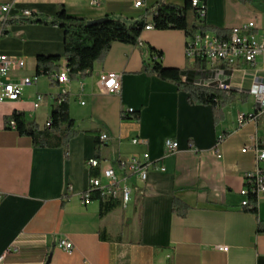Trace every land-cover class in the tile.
<instances>
[{
    "label": "crops",
    "instance_id": "obj_1",
    "mask_svg": "<svg viewBox=\"0 0 264 264\" xmlns=\"http://www.w3.org/2000/svg\"><path fill=\"white\" fill-rule=\"evenodd\" d=\"M201 1L206 7L202 24L213 34L224 30L228 35L256 16L264 25V0ZM161 2L183 5L185 0H0L11 7L0 54L25 62L12 69L10 80L35 78L38 55L59 54L61 66L66 62L63 30L20 22L24 10L53 17L63 5L86 20L111 17L129 23L149 16ZM141 41L114 42L85 78L60 85L47 75L36 77L20 99L0 102V264H264V233L258 232L264 201L253 213L242 206L240 194L246 174L257 164L254 151L243 149L256 138L264 148V111L243 127L237 122L239 113L259 109L251 90L256 80H264V54L255 65L243 64L227 74L223 66L212 69L189 61L184 31L145 29ZM150 46L162 51L165 66L193 71L199 85L225 93L230 98L225 120L216 125L211 105L194 104L176 85L143 72ZM103 72L121 74L119 93L104 91ZM212 74L229 77L232 88L204 85ZM63 92L79 131L68 155L63 148L34 147L30 137L7 126L17 111L45 127ZM38 94L44 101L35 108ZM129 108L139 117H123ZM93 131L108 135L99 153L103 165L148 152L156 167H165L151 168L145 183L132 177L131 201L104 217L99 200L85 203L82 198L94 175L87 160L97 158ZM134 137L147 143L133 144ZM167 139L179 143L177 151L166 150ZM217 144L221 158L214 153ZM175 199L190 207L185 217L173 211ZM62 239L71 241L73 249L59 248Z\"/></svg>",
    "mask_w": 264,
    "mask_h": 264
},
{
    "label": "trees",
    "instance_id": "obj_2",
    "mask_svg": "<svg viewBox=\"0 0 264 264\" xmlns=\"http://www.w3.org/2000/svg\"><path fill=\"white\" fill-rule=\"evenodd\" d=\"M191 15L193 20L190 22L189 16ZM198 20L201 21V24L204 22V18L200 17L199 8L193 6L191 0H185L183 5L161 2L150 12L149 16L129 23L111 17H105L99 21L86 20L82 16L69 13L63 5L59 6L53 17L33 13L31 18L26 17L19 21L57 26L63 30V57L69 69L70 80H74L90 75L94 65L105 58L114 42L141 45V34L149 24H152L153 28L157 30L184 31L188 40L195 35L197 29L208 28L204 24L198 25L196 23ZM221 37H228L224 30H221ZM149 53L150 56L143 67V72L176 85L178 90L189 94L191 102L194 104L211 105L216 125L225 120L224 108L230 101L225 93L209 86L199 85L193 71L165 66L161 60L162 51L150 46ZM61 60L62 56L59 54L38 55L35 76L47 75L52 78L54 84L57 83L53 79V75L60 70ZM129 116L138 118L139 114L134 111L126 115L125 118ZM11 119L16 121L15 130L20 135L30 137L34 147L63 148L66 155H68L70 140L79 133L75 128V121L69 113L67 93H60L56 97L48 119V126L45 125L41 128L35 121L27 120L21 112L17 111L7 119V124ZM93 133L96 134V157L99 159L100 150L105 142L100 140L98 131H93ZM92 174L97 175L98 171L93 169ZM91 199L100 201L101 217L121 204L120 200H104L96 191L92 193ZM249 200L255 205L252 208H246V210L258 213L255 197L251 195ZM189 208L187 204L176 199L173 203V211L182 217L187 215ZM258 232L264 233V221L259 223ZM101 237L104 238V235L101 234Z\"/></svg>",
    "mask_w": 264,
    "mask_h": 264
},
{
    "label": "built area",
    "instance_id": "obj_3",
    "mask_svg": "<svg viewBox=\"0 0 264 264\" xmlns=\"http://www.w3.org/2000/svg\"><path fill=\"white\" fill-rule=\"evenodd\" d=\"M141 1L136 3L140 6ZM196 7L199 8L201 18L205 17L206 7L201 0H196ZM11 7L9 4L0 3V38L5 34V23L9 18ZM34 12L24 10L22 16L31 17ZM153 25L149 24L146 29H152ZM186 57L189 61L200 63V65L210 66L214 69L217 66L225 67L227 74H234L243 64L253 66L257 62L258 56L264 54V25L259 16L250 19L246 24L231 28L228 37H221L209 32L206 29H197L195 35L187 40ZM25 62L21 59L10 58L0 54V102L15 101L21 98L25 88L33 86L36 77H24L18 81L10 80V74L14 67L22 68ZM217 75V74H216ZM215 74L208 76L204 85L216 84L222 90L228 91L232 88L228 78H219ZM122 76L116 72H103L99 76V81L107 93H119L122 86ZM53 79L60 85L69 82V69L66 64L62 65L60 70L53 75ZM64 93V92H63ZM251 93L255 96L259 109L256 112L239 113L237 122L239 127L245 126L249 121L257 118L258 112L264 111V80H256L254 82ZM44 101V95L38 94L34 107L38 108ZM56 102V98H55ZM134 112L133 108L123 111V117ZM49 125V120L46 126ZM11 129H16V121L9 120L7 124ZM108 135L102 133L100 140L106 142ZM222 138H220L221 141ZM133 144H146L147 142L141 138L134 137ZM165 148L168 152L173 153L179 148V143L172 139L165 141ZM252 149L256 154L257 164L254 170L246 174V185H250V194H243V188L240 194L243 197L251 195L256 199V206L262 200L264 201V148L258 138L254 142L245 147L243 152ZM214 153L218 158L222 154L217 146ZM155 160H152L148 152L141 157L133 156L131 158H118L114 165H103V161L98 158H90L87 160V166L97 170V175H91L89 187L83 193V202L91 201L93 192H98L104 200H120L127 205L132 199V177L145 183L149 176V170L155 166ZM157 169L164 171L165 167L160 165ZM254 204L243 205L244 208H252ZM58 247L64 250H72L73 243L67 239H62L58 243ZM220 251H228L226 246H217ZM3 257H1V260Z\"/></svg>",
    "mask_w": 264,
    "mask_h": 264
},
{
    "label": "bare ground",
    "instance_id": "obj_4",
    "mask_svg": "<svg viewBox=\"0 0 264 264\" xmlns=\"http://www.w3.org/2000/svg\"><path fill=\"white\" fill-rule=\"evenodd\" d=\"M193 3V6H196V0H191ZM243 194H250V185H246L245 188H243ZM243 205H249V197H243Z\"/></svg>",
    "mask_w": 264,
    "mask_h": 264
},
{
    "label": "rangeland",
    "instance_id": "obj_5",
    "mask_svg": "<svg viewBox=\"0 0 264 264\" xmlns=\"http://www.w3.org/2000/svg\"><path fill=\"white\" fill-rule=\"evenodd\" d=\"M263 8H264V6H263ZM189 20H190V22L193 20V19H192V15H191V16H189ZM200 22H201V21H199V20H198V21H196V23H197L198 25H199V24H201ZM248 99H249V102H250V103H252V102H253V99H254V97H253L252 95H249V96H248ZM243 107L245 108V106H244V105H243ZM246 107H247V106H246Z\"/></svg>",
    "mask_w": 264,
    "mask_h": 264
},
{
    "label": "water",
    "instance_id": "obj_6",
    "mask_svg": "<svg viewBox=\"0 0 264 264\" xmlns=\"http://www.w3.org/2000/svg\"><path fill=\"white\" fill-rule=\"evenodd\" d=\"M103 19V18H102ZM99 20H101V19H98V20H93V21H99ZM46 264H48V263H46Z\"/></svg>",
    "mask_w": 264,
    "mask_h": 264
}]
</instances>
